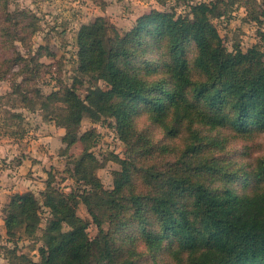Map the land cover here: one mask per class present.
<instances>
[{
  "label": "trees",
  "instance_id": "1",
  "mask_svg": "<svg viewBox=\"0 0 264 264\" xmlns=\"http://www.w3.org/2000/svg\"><path fill=\"white\" fill-rule=\"evenodd\" d=\"M220 13L216 3L200 2L189 4L185 15L152 9L123 34L103 16L81 25L78 71L106 85H91L83 99L73 86L41 93L35 79L45 65L22 56L15 44L23 42L21 33L34 32V21L26 22L34 16L10 12L0 0V80L11 82L2 99L51 114L65 129L66 147L80 141L71 176L89 187L78 195L48 179L41 200L32 191L13 195L4 209L8 241L33 237L44 208L50 217L38 261L11 249L10 264H139L143 252L155 251L170 255L172 264H264V151L246 152L248 163L239 165L223 154L232 140L264 132V60L255 47L224 46L211 21ZM260 17L264 4L253 19ZM140 108L151 126L183 139L175 160L165 159L166 146L157 145L148 128H135ZM84 116L113 118L126 145L125 159L115 158L121 169L112 189L95 175L101 166L90 151L95 132L77 136ZM9 119L21 122L22 114L10 112ZM138 178L149 188L139 190ZM237 178L241 194L233 190ZM79 201L98 228L94 239L76 213Z\"/></svg>",
  "mask_w": 264,
  "mask_h": 264
},
{
  "label": "rangeland",
  "instance_id": "2",
  "mask_svg": "<svg viewBox=\"0 0 264 264\" xmlns=\"http://www.w3.org/2000/svg\"><path fill=\"white\" fill-rule=\"evenodd\" d=\"M7 1L10 12L22 11L34 16V20H26L27 23L34 21V32L30 35L21 33L23 42L17 41L15 44L22 56L27 59L36 57L45 65L38 70L35 79L37 88L44 95L73 86L78 96L84 99L91 85L106 87L104 82H93L88 76L78 71L75 38L81 25L89 23L96 16H103L110 25L123 34L132 28L138 17L152 9L185 15L189 4L216 3L221 13L219 16L212 17L211 21L222 38L224 46L228 50L237 46L242 51L255 47L261 52L264 60V18L260 17V22L253 19L264 4V0L251 2L247 0ZM29 30L31 29H27L28 32ZM10 91V80H0V264H10L12 259L8 250L11 249H15L16 254H25L32 260L38 261V248L43 245V229L50 217L47 209L44 208L40 213L41 222L38 230L33 237L22 235L19 239L14 237V240L8 241L4 209L13 195L32 191L36 198L41 200L40 192L44 190L48 179L51 180L52 186L64 192L72 189L79 195L89 188L82 182H76L71 176L73 164L70 160L82 153L80 141L66 147L61 140L65 129L54 123L52 115L45 116V112H42L39 107L23 108L18 100L2 99ZM8 112L21 113V122L10 120ZM136 112L138 113L133 116L135 128L137 130L148 128L150 138L157 145L166 146L163 153L165 159L175 160V155L183 146V139L168 137L160 128L151 126L141 108ZM89 130L95 132L90 151L101 162V166L95 170V175L104 189H112L114 172L121 169L115 158L125 159L126 145L116 131L113 118H101L94 122L84 116L80 121L77 136ZM252 137L237 138L227 143L225 149L223 148L227 152L225 154L223 151L226 159L233 165H239L240 162L248 163L249 158L246 152H250L252 157L261 155L264 151V132ZM139 180L138 178L136 182L139 190L149 188L146 183L143 181L140 183ZM232 186L235 192L243 193V183L238 178ZM76 213L89 222L86 229L87 237L96 238L98 228L88 213L86 205L79 201ZM102 226L104 230H108V221H104ZM18 235L19 232L16 236ZM169 256L156 251L153 254L143 252L139 264H148L152 258L157 264H172Z\"/></svg>",
  "mask_w": 264,
  "mask_h": 264
}]
</instances>
